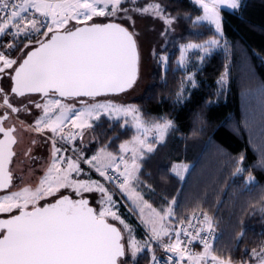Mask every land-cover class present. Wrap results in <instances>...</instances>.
Returning a JSON list of instances; mask_svg holds the SVG:
<instances>
[{"label": "snow or ice", "instance_id": "obj_1", "mask_svg": "<svg viewBox=\"0 0 264 264\" xmlns=\"http://www.w3.org/2000/svg\"><path fill=\"white\" fill-rule=\"evenodd\" d=\"M138 2L139 0H0V36L13 38V42L7 43L5 47L15 50L21 38L27 40L20 49L21 55L16 59L0 51V76H9L12 81L11 93L15 96L41 93L47 97L51 92L54 97H59L48 99L44 104L36 103L35 107L42 108L43 115L35 121L34 126H29L37 132L47 128L53 134L51 166L35 190L24 187L0 196V213H13L14 210L18 212L7 219H0V264H127L124 258L128 251L131 252V258L136 260L143 249L151 250L149 243L140 244L134 238L128 239L127 244L122 242L125 232L131 237L130 225L120 219L118 211L114 210L116 202L112 194L102 184L71 178L73 172H80L78 161L68 158L67 168L61 166L65 158L59 155L61 149L56 147L54 138L59 135L62 141H70L79 135L83 139L86 129L101 126L105 118L111 122L109 127L118 123L121 130H134L135 134L130 141L119 145V155L108 151L110 142L85 162L110 182L114 178L107 174L108 170L118 173L115 177L116 186L132 201L131 210H139L142 222L151 225L148 239L162 245L166 252L175 254L178 259L174 264H181L184 260H187V264H209V261L211 264H226L224 259L213 255L215 226L211 216L203 213L201 227L195 228L194 232L189 229L193 228L191 219L197 217L189 218L187 228H178L173 239L170 234L172 230L164 223L173 216L172 207L161 215L132 186L133 182L139 184V161L164 141L168 132L174 128L173 121L160 118L150 123L135 106L96 100L97 97L122 93L133 87L138 77L139 53L135 38L137 33L129 31L120 23H98L94 18H117L123 13L120 18L132 20L129 13L136 12L157 16L169 27L176 20L175 17L165 15L160 4L150 3L140 8L137 7ZM193 2L203 10V15L197 17V21L215 25V30L221 37V7L232 10L240 8V0ZM125 4L131 7H124ZM72 21L76 24L73 25ZM45 27L47 31L42 32ZM40 36L44 39H40ZM34 37L38 47L33 48ZM219 46V39L208 40L203 44L181 45L178 64L180 67L185 66L190 49H200L201 53L210 54ZM168 59L167 56L159 58L163 65L168 63ZM200 59L202 61L204 56L201 55ZM227 75L226 67L217 83L225 84ZM185 79L195 86L193 75H188ZM183 90L182 82L181 90L176 94L178 102L182 101ZM260 92L264 94V88ZM0 97L3 99L0 108H9L13 113L26 110L13 107L9 94L3 88H0ZM80 97H87L91 102L80 100V108L63 102ZM7 118V113L0 116V133L4 137L0 139V189L8 188L12 183L13 176L8 165L15 155L13 145L17 143L14 135L16 129L3 126ZM67 123H71L72 128L79 129V132L65 135ZM129 151L130 157L124 155ZM243 160L241 155L234 176L245 171L239 166ZM121 164L124 165L122 171ZM258 166L264 168V156ZM171 171L183 181L188 166L174 164ZM253 181L254 177L249 173L246 186ZM61 188H71L77 196L97 190L102 193V207L96 211L89 206L87 199L73 200L67 195H61L55 203L40 205L42 199L55 196ZM109 217L118 220L123 228L110 223ZM183 223L181 220V225ZM181 232L187 239L182 238ZM201 233L206 235L202 236ZM242 236L243 233L237 240ZM197 240L203 244L204 251L195 254L189 246ZM251 255L257 264H264V249L260 252L253 249ZM156 259L153 255L152 260ZM168 260L172 264V257H168ZM227 264H231V261Z\"/></svg>", "mask_w": 264, "mask_h": 264}, {"label": "trees", "instance_id": "obj_2", "mask_svg": "<svg viewBox=\"0 0 264 264\" xmlns=\"http://www.w3.org/2000/svg\"><path fill=\"white\" fill-rule=\"evenodd\" d=\"M157 1L168 15H186V27L162 50L168 63L158 60L151 83L132 103L144 119H169L174 128L139 161V184L134 186L152 206L162 211L172 207L169 220L177 227L196 211L207 213L216 232L213 254L233 264L250 262L253 249H264V168L258 166L264 156V94L260 92L264 88V0H241L237 10L221 9L222 37L208 22L193 23L202 12L193 0ZM208 39H219L220 46L204 54L202 61L199 49L195 50L185 66H179L177 42L203 44ZM226 67L227 81L221 85L217 81ZM188 75L194 76L195 86L185 79ZM182 82L183 98L178 102ZM110 123L105 118L101 126L90 129L89 154L110 142L108 151L117 154L118 144L131 138L132 130L123 131L118 123L109 127ZM241 155L244 160L239 166L245 171L234 176ZM176 162L189 164L183 181L171 171ZM249 173L254 181L246 186ZM115 201L136 238L147 237L127 203L118 197ZM202 246L194 244L193 250L199 252ZM150 260L151 254L144 250L132 264Z\"/></svg>", "mask_w": 264, "mask_h": 264}, {"label": "rangeland", "instance_id": "obj_3", "mask_svg": "<svg viewBox=\"0 0 264 264\" xmlns=\"http://www.w3.org/2000/svg\"><path fill=\"white\" fill-rule=\"evenodd\" d=\"M150 3L160 4L163 7L161 2L157 0H146V1L139 0L137 7L143 8L147 4H150ZM124 7H131V5L125 4ZM221 9L232 10L227 7H221ZM129 14L132 16V20H126V19L120 18L123 16V13H120L117 18H111V17L94 18L96 22H104L108 20L117 21L121 23L122 25H124L125 27H127L129 31H134L135 33H137L135 38L137 40L138 53H139L138 77L133 87L120 94L97 97L96 98L97 101H100V102L112 101L113 103H116V104L135 106V104L132 103V99L139 96L144 91V89L151 83V72L156 67V63L158 62L159 58L161 56H164L162 55V50L168 44H170L171 42L181 37V35L183 34V30L186 27V21H187L186 15H168L167 13H165V15L167 16L176 18L173 25L169 27L168 25L164 23L163 19H160L159 17L151 15V14L141 15L136 12H130ZM36 15L38 16L39 14L37 13ZM202 15H203V10L200 15L194 18V21L207 22V21H197V17L202 16ZM71 23L73 25L76 24L75 21H72ZM212 26L215 29V25H212ZM46 31H47L46 27L42 29V32H46ZM40 39H44V37L40 36ZM208 40H212V39H208ZM24 44L25 43L20 44L19 48H17L15 51L10 53L7 51L8 49L5 47V45L1 43V40H0V51L5 52V54L9 55L10 58L16 59L21 55L20 49L23 48ZM186 44L188 43L177 42V46L179 47H181V45H186ZM34 45H36L35 37L33 38L32 46ZM195 50H198V49L188 50L186 61H188L190 54H194V52H196ZM198 52L201 55L206 54V53H201L200 49ZM1 86L2 88L7 89L5 91H8L10 88V78H7V77L3 78ZM38 95L39 94H29V95L17 97L14 94H12V96H9V100L14 105H17L19 109L26 108V110L19 111L15 114L11 113L9 108H0V116L2 115V111L4 109H7V111L10 112V117L5 123L6 124L10 122L14 123L16 127L15 134L18 137V141L15 147L16 155H15V158L12 164V170H20V168L23 169V177H21L20 182L18 184L14 183V185L9 190L0 192V196L8 195L11 192L19 191L24 187H29L32 190H35V188L39 185L40 179L45 175L47 169L52 164L53 134L47 128H44L42 132H37L33 128H30L29 126H34L35 121L40 116L43 115L42 108L35 107L36 103L44 104V103H47L48 99L59 98V97H54L51 94L47 95V97L45 96L39 97ZM61 99L63 100V98ZM79 101H80L79 99L73 98V99L64 100L63 102L69 105H72L75 108H80L82 107V105L80 104ZM85 101H89V99H86ZM0 104H2V97H0ZM147 121L151 123V122H155L156 120L147 119ZM132 131H133V134L131 138L120 142L118 145L126 141H130L133 135L135 134L134 130ZM69 132L77 133L79 132V129H73L71 126V123H67L65 125L64 134L67 135V133ZM54 139L56 142V147L61 149V152L59 153V155L65 158V160L61 164L63 168H67L68 158L72 159L73 161H78L80 172L79 174H77L76 172H73L71 174V178L75 181H80V180L85 181V182L97 181L98 183L102 184L108 190V192L112 194L114 201L116 200V197H118L119 199H121V201H123L124 203H127V208L129 212L133 214V216L137 219V221L141 224V226L147 233V237L141 240V239L136 238L133 230L131 232V237L129 236L127 232H125L123 234L124 236V239L122 240L123 243L127 244V241L130 238H134L140 244L149 243L151 245V250L147 248L143 249V251L147 250L151 254V260L149 264H153L154 262L152 260L153 255L157 258L160 254L171 253V252H166L164 247L160 245L159 243L155 241H150L148 239V237L151 235V225H146L142 222L139 210H136V211L131 210L132 201L128 199L127 195L122 193L119 188L114 189V188L109 187L107 183L105 182L104 177L100 176L99 172H97L94 167H92L89 163L85 162L86 160H90L91 157L98 152L97 150L96 152H91V154H89L90 151L88 149V146L90 142L93 143V136L91 135L90 129H86L84 131L83 139H81L79 135H77L75 139L70 140V141H62L59 135H57ZM149 139H152V137H149ZM119 154L120 153L118 151V153L115 155H119ZM124 155L130 157L131 152L129 151L128 153H125ZM22 160L24 161L23 163H21ZM175 164L187 165L184 162H178V163L176 162ZM123 168L124 167L121 164L120 170L122 171ZM132 186L135 187L134 182ZM62 193H69L72 196H77L71 188H61L60 191L56 195L62 194ZM86 193H88L91 196L90 198L92 199V201L90 200V202L94 205L95 210L99 211L100 208L102 207L100 203V201L102 200V193H100L97 190H93L91 192H83L81 196H86L87 195ZM115 194H117V196ZM53 197L54 196H49L46 199H42L40 202H42L43 200L44 201L49 200ZM116 204H115L114 210L118 211L116 208ZM152 208L156 209V211L159 212L161 215H164L168 209L166 207L163 209L164 211H162L159 208H156L154 206H152ZM1 214H5V213H0V215ZM119 216H120V219H123L126 223H128L120 214ZM145 218H147V209L145 211ZM109 221L116 224L119 228H123V225H120L118 220H112L111 217H109ZM164 223L166 227L172 230L170 234L173 236V239H174L175 231L178 229L177 225L174 224V222L169 219L166 220ZM164 239H165V242H167V237H165ZM156 247H158V250L153 253V250ZM203 251H204V248L202 246L199 252L195 250L192 253L198 254V253H202ZM124 259L127 261V264H132L133 259L131 258L130 251H128V254ZM225 262L227 264L228 260H225ZM181 264H187V260L182 261ZM209 264H211L210 261H209ZM241 264H257V262L256 260L251 258L250 262L241 263Z\"/></svg>", "mask_w": 264, "mask_h": 264}, {"label": "built area", "instance_id": "obj_4", "mask_svg": "<svg viewBox=\"0 0 264 264\" xmlns=\"http://www.w3.org/2000/svg\"><path fill=\"white\" fill-rule=\"evenodd\" d=\"M0 40H1V43L3 45H6L7 43H12L13 42V38L11 36H0ZM23 43H27V40H25L24 38H21V42L18 45L23 44ZM107 174L114 178L112 182H110V181H108V180H106L104 178V180L107 183V185H109L110 187H112L114 189H118V187L116 186L117 182L115 180V177L118 175V173L113 171L112 169H109ZM203 213H204L203 211H196L189 217V218L194 217V216L197 217V219H191V224L193 225V228L189 229V231L194 232L195 228L201 227L200 221H202V219H203V215H202ZM189 218H188V220L186 222L183 223V225H180L179 228H181V227L187 228L188 222H189ZM201 235L202 236L206 235V233H201ZM215 235H216V232H215L214 236ZM181 236H182V238L187 239L186 237H183V233L182 232H181ZM194 244L203 245L202 243L199 242V240L194 241L192 243V245L189 246L191 252L194 251L193 250V245ZM168 257H172V264H174L175 260L178 259V257H176L175 254H173V253H167V254L163 253V254H160L157 257L156 261H154L153 264H170V262L168 260Z\"/></svg>", "mask_w": 264, "mask_h": 264}, {"label": "flooded vegetation", "instance_id": "obj_5", "mask_svg": "<svg viewBox=\"0 0 264 264\" xmlns=\"http://www.w3.org/2000/svg\"><path fill=\"white\" fill-rule=\"evenodd\" d=\"M16 50V49H15ZM15 50H7L8 52H13V51H15ZM5 77H7V78H9V76H7V75H3V76H0V86H1V83H2V80H3V78H5ZM2 87V86H1ZM4 89V88H3ZM4 90H7V89H4ZM5 92H7L8 94H9V96H12V94L11 93H9V90L8 91H5ZM39 97H44V96H40V95H38ZM75 99H79V100H81V98H75ZM82 100H86V99H82ZM11 102V101H10ZM11 104L13 105V107H16V108H18L19 109V107L17 106V105H14L12 102H11ZM10 110V112L11 113H13L12 111H11V109H9ZM10 112L9 111H7V109H4L3 111H2V114H4V113H7L8 114V118L10 117ZM17 113V112H16ZM13 114H15V113H13ZM8 118L3 122V126H5V127H9V126H14V128L16 129V127H15V125H14V123L13 122H10V123H5L7 120H8ZM16 132V131H15ZM14 135H15V137H16V140L18 141V137H17V135L14 133ZM17 144V143H16ZM16 144H14V152H15V155H16V151H15V147H16ZM15 155L13 156V158H12V162L10 163V167H9V169H10V171H11V173H12V176H13V179H12V183L9 185V187L7 188V189H5V190H2V191H0V192H4V191H7V190H9L13 185H14V183L15 184H18L19 182H20V180H21V177H23V169H21L20 168V170H12V164H13V161H14V158H15ZM24 160V159H23ZM21 161V163H23L24 161ZM25 164V163H24ZM24 166V165H23ZM55 197V196H54ZM42 202H44V200L42 201ZM42 202H39L40 204L42 203ZM31 208V206H29V209ZM17 211L16 210H14V212L13 213H5V214H1L0 216H7V215H11V214H14V213H16Z\"/></svg>", "mask_w": 264, "mask_h": 264}, {"label": "water", "instance_id": "obj_6", "mask_svg": "<svg viewBox=\"0 0 264 264\" xmlns=\"http://www.w3.org/2000/svg\"><path fill=\"white\" fill-rule=\"evenodd\" d=\"M109 21H112V20H108V21H104L103 23H107V22H109ZM114 22H116V23H119V22H117V21H114ZM99 23V22H98ZM121 24V23H120ZM77 26H79V25H77ZM124 26V25H123ZM33 48L34 47H38V45L36 44V45H34V46H32ZM11 87H12V81L10 80V88H9V93H11ZM0 88H2L1 86H0ZM127 91V90H126ZM12 94V93H11ZM29 94H39L40 96H44L43 94H41V93H25V95H29ZM49 94H51V95H53L51 92H49L48 93V95ZM118 94H120V93H118ZM15 95V94H14ZM109 95H115V94H109ZM17 97H21V96H17ZM81 99H89V98H87V97H80ZM2 103H3V99H2ZM5 114V113H4ZM4 114H2L1 116H3ZM5 127V126H4ZM9 127H14V126H9ZM5 128H8V127H5ZM4 137H3V134L2 133H0V139H3ZM13 148H14V145H13ZM10 167V164L8 165V168ZM7 189V188H6ZM2 190H5V189H0V191H2ZM61 195H67V196H69L71 199H73V200H79V199H81V198H84V199H87L88 200V202H89V206L90 207H92L94 210H95V208H94V205L90 202V198L88 197V196H72V195H70L69 193H62V194H58V195H56L55 197H53V198H51V199H49V200H46V201H44V202H42L40 205H44V204H46V203H55V201H56V199H59L60 198V196ZM31 209V208H30ZM29 209V210H30ZM14 214H18V212H16V213H14ZM12 215V214H11ZM10 217V215H7V216H0V219H7V218H9ZM110 222V221H109ZM110 223H112V222H110ZM114 224V223H113ZM114 225H116V224H114ZM117 226V225H116ZM118 227V226H117ZM119 228V227H118Z\"/></svg>", "mask_w": 264, "mask_h": 264}, {"label": "crops", "instance_id": "obj_7", "mask_svg": "<svg viewBox=\"0 0 264 264\" xmlns=\"http://www.w3.org/2000/svg\"><path fill=\"white\" fill-rule=\"evenodd\" d=\"M178 163V162H177ZM122 166L124 167V165L122 164ZM187 166H189V164H187ZM89 198L91 197L88 193H86ZM90 200L92 201V199L90 198ZM179 228V227H178Z\"/></svg>", "mask_w": 264, "mask_h": 264}]
</instances>
